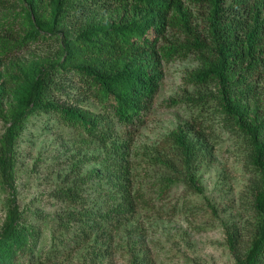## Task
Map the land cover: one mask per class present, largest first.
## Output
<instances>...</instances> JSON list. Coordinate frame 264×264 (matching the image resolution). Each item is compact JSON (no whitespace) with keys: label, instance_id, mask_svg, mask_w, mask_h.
<instances>
[{"label":"trees","instance_id":"16d2710c","mask_svg":"<svg viewBox=\"0 0 264 264\" xmlns=\"http://www.w3.org/2000/svg\"><path fill=\"white\" fill-rule=\"evenodd\" d=\"M190 57L199 65L185 81L202 114L153 156L145 152L159 175L136 188L131 141L160 92L164 64ZM211 109L242 136L250 178V219L228 226L226 242L235 264H264V0H0V186L10 197L0 264H62L86 245L96 258L110 255L107 240L124 227L140 232L139 215L159 213L178 185L204 193L198 169L209 133L199 118ZM33 118L102 153L85 155L97 166L82 175L77 162L50 195L63 210L46 241L44 214L16 200L17 153ZM140 255L131 264H145Z\"/></svg>","mask_w":264,"mask_h":264},{"label":"rangeland","instance_id":"374dc122","mask_svg":"<svg viewBox=\"0 0 264 264\" xmlns=\"http://www.w3.org/2000/svg\"><path fill=\"white\" fill-rule=\"evenodd\" d=\"M198 65L194 57L164 64L160 92L144 118L145 123L138 127L131 141L130 159L134 165L136 188L149 189L159 175L146 165L145 152L153 156L163 139L186 125L194 114H202L201 108L193 106L194 102L190 100L195 98L197 89L185 81L187 72ZM171 100L178 103L173 105ZM199 119H203L209 133L207 151L202 155L198 169L204 193L191 192L184 185H178L159 204H162L160 214L143 212L139 215L140 232L132 233L131 228L124 227L114 238L107 240L108 244L103 248L110 245V255L105 253L96 258L89 253L91 245H86L65 255L62 264H131L134 256L140 254L147 255L145 264H235L225 229L240 226L250 219L246 210L250 178L244 161L245 146L242 136H238L231 126L227 128L223 117L216 116L213 109ZM33 120L17 153L16 200L22 210L44 214L45 221H49L43 224L45 240L53 226L51 219L63 210V205L50 195L65 181L77 162L84 161L82 175L97 166L85 161V155L102 153L79 148L74 139H68L79 137L63 133L59 128L45 131L43 128L52 124H47L46 119L44 123L36 118ZM4 132L5 125L0 120V136ZM9 198L8 192L0 186V229L6 220ZM208 204L215 207L217 214Z\"/></svg>","mask_w":264,"mask_h":264}]
</instances>
